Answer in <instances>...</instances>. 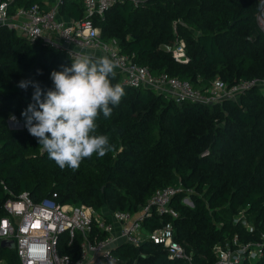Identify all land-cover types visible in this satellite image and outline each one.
I'll return each instance as SVG.
<instances>
[{"label": "trees", "instance_id": "16d2710c", "mask_svg": "<svg viewBox=\"0 0 264 264\" xmlns=\"http://www.w3.org/2000/svg\"><path fill=\"white\" fill-rule=\"evenodd\" d=\"M44 0H13L15 6ZM260 0H143L109 8L94 17L104 42L133 54L153 76L166 74L201 89L215 79L227 86L258 79L264 83V32L258 25ZM59 14L84 19L79 0H65ZM183 40L187 62L172 57ZM71 57L42 40L30 42L0 25V218L8 197L27 192L33 201L52 193L60 203L85 204L100 210L136 211L157 190L174 187L169 207L176 213L152 214L143 225L154 230L166 224L173 239L194 264H216L213 247L236 240L255 243L264 234V84L253 85L238 99L213 104L177 103L150 87L133 88L116 72L113 83L126 95L109 118L97 119V134L107 135L113 150L95 154L76 171L64 169L42 153L37 138L25 127L21 113L33 103V88L22 80L53 88L50 74L71 66ZM40 70L42 74H37ZM11 117L22 124L11 129ZM4 186L8 189L6 191ZM189 197L192 205L183 202ZM61 253L76 256L68 245ZM112 264H190L171 258L161 243L138 247L122 243ZM4 264H20L16 251L0 248ZM239 264H264L263 254Z\"/></svg>", "mask_w": 264, "mask_h": 264}, {"label": "built area", "instance_id": "2783aa9c", "mask_svg": "<svg viewBox=\"0 0 264 264\" xmlns=\"http://www.w3.org/2000/svg\"><path fill=\"white\" fill-rule=\"evenodd\" d=\"M12 1L0 0V25L30 42L42 40L73 59L84 54L92 57L107 55L119 62L116 72L120 73L123 84L133 88L150 87L177 103L192 101L213 104L223 99H235L234 95L239 97L249 87L264 84L258 79H252L227 86L215 79L208 88L201 89L178 77L166 74L153 76L147 67L134 61L133 54L121 52L113 42H104L93 18L103 19L106 11L115 4L129 1L137 6L143 0H79L85 15L79 21L61 17L59 6L65 0H54L46 7L38 3L15 6L10 12ZM260 1V11H263L264 0ZM164 47L171 50L175 60L188 61L183 40L176 42L173 47ZM13 118H10V128L16 129L17 120ZM19 124L22 128V124ZM4 189L8 191L5 186ZM176 191L174 187L157 189L134 212L109 211L105 207L97 210L85 204L60 203L56 200V193L40 201H33L27 192H23L8 197L3 203L5 215L0 218V243L3 240L12 241V249L16 251L20 264H112L119 260L114 254L117 246L127 243L138 247L144 241L161 243L169 257L194 264L191 252L188 253L181 243L173 239L174 229L170 224L151 231L143 225L145 218L153 211L176 215L169 207L170 199ZM184 203L192 205L189 199ZM62 244L72 247L77 255L61 253ZM263 248L264 234L255 243L233 240L217 244L213 252L217 258L216 264H239L244 259L260 257ZM4 263L0 259V264Z\"/></svg>", "mask_w": 264, "mask_h": 264}, {"label": "clouds", "instance_id": "9594fccd", "mask_svg": "<svg viewBox=\"0 0 264 264\" xmlns=\"http://www.w3.org/2000/svg\"><path fill=\"white\" fill-rule=\"evenodd\" d=\"M119 66L107 55H77L70 67L51 72L54 87L46 92L37 81L19 82V88L34 90L33 103L21 113L25 127L59 168L76 171L84 159L113 150L109 137L97 134V119L109 118L126 95L122 84L113 83Z\"/></svg>", "mask_w": 264, "mask_h": 264}, {"label": "rangeland", "instance_id": "374dc122", "mask_svg": "<svg viewBox=\"0 0 264 264\" xmlns=\"http://www.w3.org/2000/svg\"><path fill=\"white\" fill-rule=\"evenodd\" d=\"M257 22H258V25L259 27L262 29V31L264 32V10L263 11H260L259 15H258V18H257ZM199 87V86H197ZM200 88V87H199ZM221 93V91H220ZM234 98L235 99H238V95H234ZM218 101V100H217ZM12 119H9L8 120V126L10 127V124H12ZM16 123V129H20L21 128V125L19 123H17V121H15ZM12 126H15V125H12ZM189 199V197H185L183 199V202H187V200Z\"/></svg>", "mask_w": 264, "mask_h": 264}, {"label": "water", "instance_id": "95a60500", "mask_svg": "<svg viewBox=\"0 0 264 264\" xmlns=\"http://www.w3.org/2000/svg\"><path fill=\"white\" fill-rule=\"evenodd\" d=\"M1 247L5 248V247H9V248H12L13 247V243L12 241H1L0 243Z\"/></svg>", "mask_w": 264, "mask_h": 264}, {"label": "crops", "instance_id": "0c3cea01", "mask_svg": "<svg viewBox=\"0 0 264 264\" xmlns=\"http://www.w3.org/2000/svg\"><path fill=\"white\" fill-rule=\"evenodd\" d=\"M46 5H50L52 2H54V0H44ZM62 18H64L65 20H71L69 18H66L65 16L61 15Z\"/></svg>", "mask_w": 264, "mask_h": 264}]
</instances>
